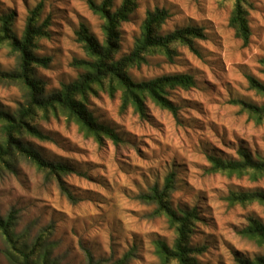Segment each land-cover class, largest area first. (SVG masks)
Instances as JSON below:
<instances>
[{
    "label": "rangeland",
    "instance_id": "1",
    "mask_svg": "<svg viewBox=\"0 0 264 264\" xmlns=\"http://www.w3.org/2000/svg\"><path fill=\"white\" fill-rule=\"evenodd\" d=\"M100 3L102 0H92ZM235 0H137L130 21L120 28L118 56L128 53L147 11L165 9L169 19L161 34L176 28H202L206 39L197 41L199 56L177 48L168 63L160 56L148 58L141 68L128 71L135 82L166 74H188L195 80L190 90L171 91L169 100L178 108L174 117L146 102L148 117L141 120L129 108L120 111L119 93L113 97L97 90L87 99V110L99 122L112 128L124 141L119 146L104 141L98 146L85 138L62 116L36 119L37 128L48 141L23 137L22 142L45 160L63 163L78 173L62 177L71 202L57 181L21 158L11 171H0V216L17 212L15 234L28 244L45 233L50 264H111L131 252L128 264H158L153 242L171 245L175 236L163 217H154V206L138 197L174 172L173 208H196L200 221L191 241L205 246L196 257L198 264H237L238 258L253 259L263 250L239 235L249 218L264 223V210L257 204L230 205L231 192L264 191V177L256 182L209 174L207 154L234 159L242 147L264 156V124L254 125L240 113L233 100L263 105L264 98L247 89L246 76L264 82L259 60L264 57V0H245L250 29L243 46L228 26ZM121 0H113L114 7ZM42 4L41 20L50 17L49 36L37 43L36 53L49 56L47 69L37 68L35 78L46 93L72 82L79 71L70 66L74 59H86L75 32L87 26L102 41L101 20L93 15L88 0H0V14L12 13L13 31L20 37L31 10ZM16 61L0 49V71L15 68ZM24 103L20 88L0 83V109L14 113ZM0 236V264H12L5 255Z\"/></svg>",
    "mask_w": 264,
    "mask_h": 264
},
{
    "label": "trees",
    "instance_id": "2",
    "mask_svg": "<svg viewBox=\"0 0 264 264\" xmlns=\"http://www.w3.org/2000/svg\"><path fill=\"white\" fill-rule=\"evenodd\" d=\"M245 0H235L229 16L228 26L233 30L236 39L243 46L249 43L250 29ZM92 14L101 20L102 41L97 40L86 25L80 24L75 32V41L80 45L86 59H74L70 66L78 72L74 81L60 85V88L46 93L44 84L35 78L37 68L47 69L52 59L36 53L37 43L49 36L50 17L41 20L42 4L31 10L25 20L20 37L13 31L14 16L12 13L0 14V49H6L9 56L16 61L13 70L0 71V83L13 85L21 89L24 103L10 113L0 109V171L13 169V161L21 158L30 163L43 174L45 180L57 181L60 191L71 202H76L62 182V177L78 173L69 165L45 160L40 154L22 142L23 137L38 141H48L36 126L35 120H48L50 117L62 116L73 123L85 137L91 138L98 146L108 140L119 146L124 141L109 126L99 123L87 110V99L97 90L113 97L119 93L120 111L131 109L139 119L148 117L146 102L167 111L174 117L178 108L169 100L171 91L190 90L195 87V80L188 74H166L141 82L132 80L128 71L139 69L148 63L149 57L160 56L168 63L177 57V48H186L190 53L199 56L197 41L206 39L202 28L187 26L176 28L161 34L162 26L169 19L165 9L147 11L140 26V34L134 39L132 49L118 56L120 49V28L130 21L137 8V0H121L115 8L113 0H102L95 3L88 0ZM259 72L264 77V57L259 62ZM247 89L264 98V82L253 76H246ZM233 105L245 114L254 125L264 124V104L256 105L243 100H233ZM209 167L207 173L226 177L243 178L256 182L264 177V156L253 155L248 149L240 147L234 159H222L207 154ZM175 174L171 172L163 179L162 185L154 184L138 199L154 206L152 216L163 217L174 233L171 245L162 240L153 242L154 255L158 264H198L196 257L206 251L205 246H195L191 238L195 224L200 221L196 208H173L170 197L175 189ZM226 201L230 205L257 204L264 210V191L231 192ZM17 212L12 210L3 218L0 216V236L6 245L5 255L12 264H50L48 249L45 245L46 235L41 233L32 244L15 234L14 228ZM239 235L263 250L253 259L238 258L237 264H264V223L256 218H249L248 224ZM132 253L124 254L111 264H128ZM89 264H93L89 257ZM98 264V263H95Z\"/></svg>",
    "mask_w": 264,
    "mask_h": 264
}]
</instances>
